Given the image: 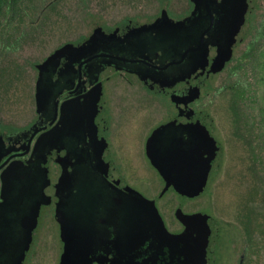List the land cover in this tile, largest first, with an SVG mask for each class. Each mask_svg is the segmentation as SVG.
Segmentation results:
<instances>
[{
	"label": "rangeland",
	"instance_id": "rangeland-1",
	"mask_svg": "<svg viewBox=\"0 0 264 264\" xmlns=\"http://www.w3.org/2000/svg\"><path fill=\"white\" fill-rule=\"evenodd\" d=\"M0 133L26 129L37 118V64L68 42L80 43L101 26L150 21L167 8L188 14L189 0H0ZM233 56L203 78L197 109L220 140L222 158L205 191L189 197L165 180L146 155L148 135L176 106L148 90L133 74L107 68L106 111L113 148L127 183L158 206L171 231L177 216L203 211L216 222L213 264H264V0H254ZM245 93V94H244ZM119 122L121 125H118ZM124 130V133H123ZM119 134V135H118ZM118 135V137H117ZM61 167L53 161L55 182ZM162 195V196H160ZM56 205L43 208L24 264H60L63 252Z\"/></svg>",
	"mask_w": 264,
	"mask_h": 264
},
{
	"label": "flooded vegetation",
	"instance_id": "flooded-vegetation-1",
	"mask_svg": "<svg viewBox=\"0 0 264 264\" xmlns=\"http://www.w3.org/2000/svg\"><path fill=\"white\" fill-rule=\"evenodd\" d=\"M189 1V12L181 17L172 16L167 8H163L160 15L150 21L136 23L130 20L124 26L105 29L108 33L118 30L119 36L114 39L115 42H111V44L105 43L104 51L99 49L95 53L96 58L93 60L97 62L95 67L91 62L90 64H83L82 66L77 64L74 70L71 69L66 72L63 70L66 68V60L63 59L60 66L56 68L55 80L59 78L61 80L59 83L60 87L58 86L57 91V101H59L58 116L52 125H49L51 119L46 117L41 121L40 114L37 110V118L30 127L0 133V205L4 201L5 170L13 162H17L18 164L25 163L22 166L31 169L35 177V183L38 186L48 179L54 185L61 183L58 186L59 193L51 194L47 198L49 199L47 201L41 195V190L35 191L32 196L35 200H41L43 202L39 218L44 207L52 204L56 205V219L60 224L61 236V223L57 218V209L59 203L64 199V196L66 198L69 197L68 194H62L65 189L63 184L65 180L62 178L65 170L64 165H72L70 178L73 182L70 184L72 185L70 191L76 202V208L73 210L72 215L74 219L76 218L75 222L82 225L90 224L89 226L93 229V234L91 233L92 246L90 252V255L95 258L93 264H112V258L123 261V258L128 255V224L124 218V210L121 207L119 213L115 211L120 205L122 206L125 200L123 195L135 196V192H139L147 198L154 199L158 206L157 198L149 197L137 186L125 182V173L117 162V152L113 148L116 134L111 136L110 122L105 115L107 102L105 85L109 78L104 79L102 77L103 71L107 68H114L133 74L148 90L169 96L174 102L176 106L175 113H170L168 118L158 124L148 135L146 155L147 144L153 132L161 125L173 121L187 125L190 131L191 126H194L199 130L201 128V130L209 132L221 147L220 140L215 137L212 129L204 121V110L197 109L195 105L202 96L201 88L203 87V78L211 75L210 68L213 62H215L219 50L228 44L225 43L222 45L223 41L227 39L229 32L233 29L231 27L232 21L230 17L231 5L228 3L227 5L225 4L227 0H203L204 4L202 9L194 14L196 12V3L193 0ZM247 1L249 2V10L245 14V24L248 22V14L252 7L251 3L254 0ZM165 13L175 21L190 19V23L188 22L187 25H194V31L199 32L200 35L205 34L204 40L200 38L196 39L193 45L188 38V35L193 32L188 29L173 34L167 40L164 38L159 39L158 32L154 30H144L140 33H135L137 28L153 24ZM196 18L199 19L194 22L193 20ZM202 43L203 45L208 44L209 47V61L206 68L200 66L196 71L188 74L181 73V70H177L178 67H182L187 63L189 56L192 54L191 49L199 47ZM99 66L103 67L101 74H97L96 72ZM195 87L200 89V97L189 101L188 99ZM96 89L101 94L97 108L96 104H94ZM70 100L82 104L83 111L81 110L80 112L74 109L72 112V120L74 123L66 128L62 127L63 134L59 136L62 137L61 139L58 138L59 140L57 139L47 143L45 146H40L38 143L42 134L52 128L58 121H61L62 124L65 121L68 113H64L63 115L61 106L63 102ZM46 115L49 117L50 110L47 111ZM52 116L53 114L50 117ZM118 125H121V123L119 122ZM121 126H125V124ZM43 156L48 161L47 168L41 165ZM147 157L150 160L148 155ZM53 161H56L61 167V173L55 182L51 177V164ZM153 167L158 171L154 165ZM17 178L11 183V190L8 194L9 207H12L11 203L18 200L20 198L19 196H22V184ZM76 193L80 195L76 197ZM29 195L26 194V197ZM125 207H127V203H125ZM4 210L5 207L0 208V215ZM197 212L205 213L203 211L186 213ZM39 218L25 261L36 235ZM181 223L183 224V222ZM185 228L186 226L184 225L182 231ZM14 230L15 226L12 227L10 223L6 224L0 219V233L10 238ZM182 231L172 232L178 233ZM61 239L63 241L62 236ZM214 243H207L211 264H213L212 248ZM146 248L141 247L140 251L145 253L147 251ZM164 258L165 256L162 255L161 261H165Z\"/></svg>",
	"mask_w": 264,
	"mask_h": 264
},
{
	"label": "water",
	"instance_id": "water-1",
	"mask_svg": "<svg viewBox=\"0 0 264 264\" xmlns=\"http://www.w3.org/2000/svg\"><path fill=\"white\" fill-rule=\"evenodd\" d=\"M193 1L196 3L194 13L196 14L202 9L204 3L203 0ZM227 3L231 5L230 17L233 29L223 41L222 45L228 44L219 50L210 72L218 71L233 56V50L245 31V14L249 10V2L247 0H227L225 4ZM189 21L190 19L175 21L165 13L153 24L137 28L135 33L154 30L158 32L159 39L167 40L173 34L188 29L193 32L188 35V38L194 45V40L199 38L204 40L205 34L200 35L199 32L194 31V25H187ZM118 33V30L108 33L99 26L84 42L80 44L68 42L55 50L46 60L37 64L39 74L36 84V100L41 121L46 117L51 119L49 125H52L58 116L57 91L61 78L55 80L54 75L62 60H66V68L63 69L66 72L74 70L77 64L82 66L91 62L95 67L97 64L93 61L96 58L95 53L99 49L104 51L105 43L115 42L114 39L119 36ZM191 51L192 54L187 63L177 68L181 70V73L188 74L196 71L200 66L206 68L208 65V44L203 45L202 43L199 47L192 48ZM102 70V66L97 67V74H101ZM95 94L94 104L97 108L101 94L97 89ZM199 97L200 89L195 87L188 100H195ZM74 109L83 111L82 104L73 100L62 103V113L63 115L68 113V116L63 124L58 121L42 134L38 143L40 146L62 138L59 137L63 134L62 127L66 128L74 123L72 120ZM48 110H50L49 117L46 115ZM52 114L53 116L50 117ZM147 155L166 182L164 191L172 186L183 195L195 197L205 191L212 173L218 169L221 147L209 132L201 128L199 130L194 126H191L190 131L187 125L173 121L161 125L153 132L147 144ZM42 158L41 165L46 167L48 161L44 159L45 156ZM24 164L13 162L5 170V194L4 201L0 205V208L5 207V210L1 213L0 219L6 224L10 223L12 227L15 226V230L10 238L0 233V264H23L25 261L43 203L32 197L34 192L41 190V195L46 198V201L49 200L47 198L51 194L59 193L58 186L61 183L54 185L48 179L38 186L31 169L22 166ZM71 166L64 165L65 170L62 177L65 180L63 183L65 189L62 194H68L69 197L64 196L57 209V218L61 223V236L64 241V252L60 264H93L95 258L90 255L93 229L89 226L90 224L82 225L75 222L76 218L74 219L72 215L76 202L70 191L72 189L70 184L73 182L70 178ZM16 177L22 184L23 192L18 200L11 203L12 207H9L8 194L11 190V183ZM26 194L30 195L26 197ZM135 194V196L123 195L125 200L122 206L120 205L115 210L117 213L120 212L121 207L124 210V218L128 224L129 252L123 261L112 258V264H211L207 243L215 242L218 238L216 222L212 216L206 213H186L178 210L177 216L186 228L182 232H172L167 227L155 200L139 192ZM78 195L80 194L76 193V197ZM141 247H147V251L141 252ZM162 255L165 256V261H161Z\"/></svg>",
	"mask_w": 264,
	"mask_h": 264
},
{
	"label": "trees",
	"instance_id": "trees-1",
	"mask_svg": "<svg viewBox=\"0 0 264 264\" xmlns=\"http://www.w3.org/2000/svg\"><path fill=\"white\" fill-rule=\"evenodd\" d=\"M17 1H19V0H12L13 5H15ZM1 8H2V4H1V6H0V12H1Z\"/></svg>",
	"mask_w": 264,
	"mask_h": 264
},
{
	"label": "bare ground",
	"instance_id": "bare-ground-1",
	"mask_svg": "<svg viewBox=\"0 0 264 264\" xmlns=\"http://www.w3.org/2000/svg\"><path fill=\"white\" fill-rule=\"evenodd\" d=\"M245 94V93H244Z\"/></svg>",
	"mask_w": 264,
	"mask_h": 264
}]
</instances>
